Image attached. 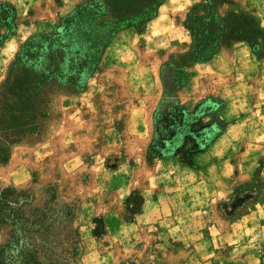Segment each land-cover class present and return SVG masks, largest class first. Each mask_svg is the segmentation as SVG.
I'll list each match as a JSON object with an SVG mask.
<instances>
[{"label":"rangeland","instance_id":"1","mask_svg":"<svg viewBox=\"0 0 264 264\" xmlns=\"http://www.w3.org/2000/svg\"><path fill=\"white\" fill-rule=\"evenodd\" d=\"M95 1L0 0V85L27 41ZM215 1L264 33V0ZM201 2L164 0L141 31L119 32L86 89L54 91L40 133L0 165V188L29 192L38 209L52 197L55 209L70 208L62 230L77 249L73 264H264V57L236 42L191 63L183 24ZM179 70L188 74L183 88ZM209 98L221 110L203 121L217 120L221 136L188 163L150 160L177 110L204 111ZM197 180L195 192H179V182ZM209 187L222 195L215 214L233 224L229 235L190 222L189 205L207 199ZM179 214L188 216L179 223ZM4 235L0 227V244Z\"/></svg>","mask_w":264,"mask_h":264},{"label":"trees","instance_id":"2","mask_svg":"<svg viewBox=\"0 0 264 264\" xmlns=\"http://www.w3.org/2000/svg\"><path fill=\"white\" fill-rule=\"evenodd\" d=\"M163 1L86 3L62 18L55 32L40 33L20 48L0 85L1 166L8 164L15 145L40 133L54 91H84L116 35L129 28L141 31L157 17ZM219 5L215 0H202L187 14L183 28L189 61L208 62L222 45L236 42L245 43L255 55L264 57V33L254 19L242 12L222 14ZM178 75L175 83L183 88L188 74L179 70ZM220 110L221 104L213 98L205 100L204 111L178 109L162 127L159 140L151 144L149 159L188 163L205 152L221 136L222 127L217 120L205 122L203 118ZM32 204L29 192L0 188V227L5 233L0 264H73L71 256L77 249L73 252L67 246L70 235L62 230L71 219L70 208L55 209L54 197L47 200L44 209Z\"/></svg>","mask_w":264,"mask_h":264},{"label":"crops","instance_id":"3","mask_svg":"<svg viewBox=\"0 0 264 264\" xmlns=\"http://www.w3.org/2000/svg\"><path fill=\"white\" fill-rule=\"evenodd\" d=\"M94 77V76H93ZM93 77H91L90 79H92ZM89 79V80H90ZM218 142V141H216ZM215 142V144H216ZM218 145V143H217ZM212 146H215L214 144ZM218 147H215L214 150H216ZM212 153H215V151H212ZM201 171V170H199ZM197 171V172H199ZM191 177L195 176L197 177V175H192L189 174ZM216 180V178L214 179ZM221 183H218V185H220ZM210 188V187H209ZM212 188V190H211ZM209 190V194L207 195V199H199L196 203L189 205V214L190 216V222L192 224H194L195 222L197 223L198 221H201V223L203 222L204 226L207 228V230L209 231L208 235H229L230 231H231V227L233 226V224H231L230 222H227L225 219L218 217L216 219V214H215V208H217V203L219 200L222 199V195H220V191L219 190H215L214 187H211ZM196 189H199V180L195 181V182H190V183H180L179 182V192H195ZM157 204V203H156ZM155 208H160L159 205H156ZM206 208V209H205ZM209 208V215L206 216V211H200L201 209H205L208 210ZM196 209V210H195ZM199 209V211H197ZM157 212V210H155V213ZM188 215H181L179 214V223L181 222V218L186 217ZM189 220V218H188ZM213 220V222H212ZM195 221V222H194ZM184 222V221H183ZM211 222V223H210ZM185 223H188V221L185 220ZM179 253V252H178ZM179 262V259H178ZM164 264V263H162ZM188 264V263H185Z\"/></svg>","mask_w":264,"mask_h":264}]
</instances>
